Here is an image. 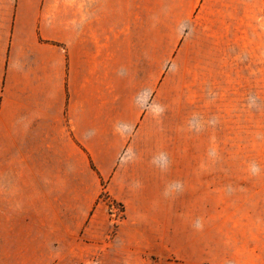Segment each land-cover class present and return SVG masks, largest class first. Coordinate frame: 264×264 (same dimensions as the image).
Masks as SVG:
<instances>
[{
  "label": "crops",
  "instance_id": "crops-1",
  "mask_svg": "<svg viewBox=\"0 0 264 264\" xmlns=\"http://www.w3.org/2000/svg\"><path fill=\"white\" fill-rule=\"evenodd\" d=\"M121 6L98 0V16H71L65 0H0L5 180L53 182L47 196L63 213L72 190L83 197L77 227L109 244L102 264H256L262 238L248 236L238 198L215 203L216 191L248 186L168 167L214 158L183 163L149 152L150 134L165 131L166 75L189 51L196 4ZM152 25L154 34L176 37L174 46L152 45ZM104 186L124 206L112 238Z\"/></svg>",
  "mask_w": 264,
  "mask_h": 264
},
{
  "label": "rangeland",
  "instance_id": "rangeland-1",
  "mask_svg": "<svg viewBox=\"0 0 264 264\" xmlns=\"http://www.w3.org/2000/svg\"><path fill=\"white\" fill-rule=\"evenodd\" d=\"M115 1L124 6L142 0ZM182 1L196 4V28L189 51L168 68V112L160 121L165 131L150 134L149 152L183 163L214 158L211 165L168 167L212 171L220 179L216 184L247 185L233 194L216 191L215 203L228 205L223 198L236 196L241 215L248 216V236L256 232L264 252V0ZM65 2L71 16H98V0ZM154 33L152 25V45L169 50L177 41L170 33ZM3 173L0 168V264H102L99 251L109 244L100 246L98 236L85 237L77 227L83 197L72 190L63 213L47 196L53 182L5 180ZM100 200L109 206L112 238L124 206L105 186ZM256 264H264V253Z\"/></svg>",
  "mask_w": 264,
  "mask_h": 264
}]
</instances>
